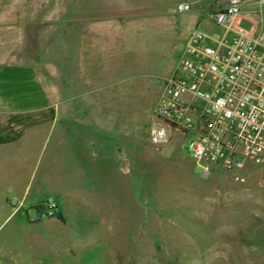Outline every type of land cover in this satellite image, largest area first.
Listing matches in <instances>:
<instances>
[{"label": "rangeland", "instance_id": "1", "mask_svg": "<svg viewBox=\"0 0 264 264\" xmlns=\"http://www.w3.org/2000/svg\"><path fill=\"white\" fill-rule=\"evenodd\" d=\"M39 1L0 0V67L36 66L46 89L56 85L66 89L65 74L50 75L53 46L59 41L52 11L64 7L65 0H46L45 9L36 12ZM256 1L264 19V3ZM180 2L193 8L178 11ZM206 3L75 0L71 4L91 19L106 17L113 4H121L113 14L123 26L138 31L133 43L124 47L127 67L114 68L119 72L112 74V83L91 89L87 97L73 94L60 101V107L19 105L6 114L11 120L0 145V264H264V166H252L244 182H236L215 165L203 176L179 131L170 132L162 146L148 137L141 154L129 162L115 157L122 149L115 144L125 131L135 135L136 129H148L163 80L177 67L188 33L196 27L221 32L206 17ZM196 7L204 14L199 24L187 22L186 16ZM21 74L0 71V85L9 82L13 91H22ZM3 93L0 86V97ZM98 101L109 113L103 132L107 146L88 150L91 158L105 152V171L67 178L62 170L66 163L61 161L67 149L56 147L72 123L66 105ZM53 156L58 162H51ZM65 194L75 200L66 223L44 216L40 223L34 220L37 204L59 202ZM12 199H23V205L15 210Z\"/></svg>", "mask_w": 264, "mask_h": 264}, {"label": "built area", "instance_id": "2", "mask_svg": "<svg viewBox=\"0 0 264 264\" xmlns=\"http://www.w3.org/2000/svg\"><path fill=\"white\" fill-rule=\"evenodd\" d=\"M244 3L207 0L205 15L221 32H191L177 67L163 80L149 131L155 146L179 131L204 172L215 165L236 182H244L252 166H264V19L244 17ZM176 8L193 5L180 2ZM10 204L18 210L23 199ZM41 207L43 216L59 212L53 200Z\"/></svg>", "mask_w": 264, "mask_h": 264}, {"label": "crops", "instance_id": "3", "mask_svg": "<svg viewBox=\"0 0 264 264\" xmlns=\"http://www.w3.org/2000/svg\"><path fill=\"white\" fill-rule=\"evenodd\" d=\"M74 1L65 0V6H57V9L52 11L54 15L51 17L53 19L52 27L55 28L57 34L56 42L59 41L53 46L54 52L52 53L55 63L50 66V75L57 77L65 74L68 78L67 83L64 81V88L66 89H63V85L62 87L56 85V87L46 89L36 66L24 63H9L0 67L1 72L2 70L12 69L22 73L20 84L23 89L15 92L9 82L7 84L1 82L0 86H2L4 93L0 97V145L4 143L3 138L6 137L10 126L9 121L11 119L6 114L14 111L15 106H28L32 109L45 108L51 105L60 107V101L71 99L73 94H76L77 97H87L85 95H89L87 92L91 89L112 83V74L115 71L119 72L114 68L127 67L126 60H124V47L133 43L132 40L138 30L130 25L123 26L121 18L113 14L121 10V4H113L111 6L113 11L106 17L91 19L81 14L80 9L74 11L73 6L71 7ZM39 2L40 6L35 7L36 12H42L45 9L44 3H47L46 0ZM242 12L246 18L257 14L262 15L256 0H245ZM203 15L196 7L193 12L186 16V21L194 20L196 24H199ZM134 18H132L133 25L136 20ZM63 21L66 22L64 26L60 25V22ZM191 32L186 37L185 45ZM141 62L138 61L137 66ZM73 70H76V74L72 73ZM95 97L97 100L100 99V96ZM25 100L28 102H25ZM50 100L56 101L51 102ZM65 103L67 104V101ZM66 112L71 115L72 123L66 128L65 138L60 139L56 145V147L67 149V156L61 160L62 163H66L65 166H62L64 176L67 178L84 177L90 176V173L95 174V176L100 175L101 171L102 173L105 171L104 164L108 157L103 152L99 153L97 157L91 158L88 148L91 146L106 148V135L103 132L106 130L105 120L109 113L104 107H100L99 101L93 105L84 102L79 103L77 107L66 105ZM151 120L152 117L150 124ZM16 127L17 130H20L19 125ZM135 131L136 134L132 135V131L128 129L118 143L115 144V146L122 148L120 153L115 155L119 160L129 162L131 158L141 154L140 147L143 145L144 140H149L150 125L144 132H138L137 129ZM50 160L51 162H58L55 156ZM100 163H103V165L101 166ZM202 174L207 176L204 170ZM72 201L75 200L68 194L60 197L59 202L55 201L63 218L62 220L56 215L52 217L44 216L43 218L41 204H37L36 207L39 212L34 220L40 223L42 218H50L54 221L66 223V214L71 208Z\"/></svg>", "mask_w": 264, "mask_h": 264}, {"label": "trees", "instance_id": "4", "mask_svg": "<svg viewBox=\"0 0 264 264\" xmlns=\"http://www.w3.org/2000/svg\"><path fill=\"white\" fill-rule=\"evenodd\" d=\"M55 215H56L59 219H61V220L63 219L62 216H61V214H60V212H57Z\"/></svg>", "mask_w": 264, "mask_h": 264}]
</instances>
